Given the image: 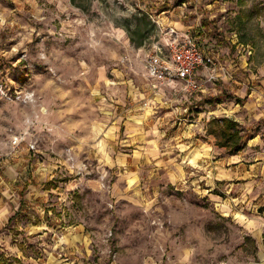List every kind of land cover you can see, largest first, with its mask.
I'll return each instance as SVG.
<instances>
[{
  "label": "rangeland",
  "instance_id": "obj_1",
  "mask_svg": "<svg viewBox=\"0 0 264 264\" xmlns=\"http://www.w3.org/2000/svg\"><path fill=\"white\" fill-rule=\"evenodd\" d=\"M168 26L232 77L193 95L154 83ZM232 79L264 105V0H0V149L35 154L23 211L0 213V264H264L242 222L260 190L218 181L213 136L190 162L200 141L183 144L190 119L235 117Z\"/></svg>",
  "mask_w": 264,
  "mask_h": 264
},
{
  "label": "crops",
  "instance_id": "obj_2",
  "mask_svg": "<svg viewBox=\"0 0 264 264\" xmlns=\"http://www.w3.org/2000/svg\"><path fill=\"white\" fill-rule=\"evenodd\" d=\"M176 27L181 29L185 28V25L182 22H177ZM228 79L229 78H225V81ZM209 83L214 82L205 83L200 92H206L207 85ZM229 84L230 87L227 88L231 89V91L236 97L247 98L246 101H243L242 105V110H246L247 113L240 112L237 114L239 107H241L239 102H237L236 106L238 105V107L232 109V114L235 116L233 119L238 121V123L250 133V136L247 139L245 147L242 150L234 153H229L225 147H219L216 143H213V145L215 144L219 148L227 150L224 156L219 157L213 163L217 164L215 165V168H219L222 170V172H219L220 179H218V181H225L226 179L233 180L234 182H236L237 180L243 181L244 188L246 190L251 189L254 192L258 189L260 190L261 193L258 194L259 198L255 197L254 199L252 198L250 200L246 193L245 207H247L248 209L251 208L252 210L256 209L257 207H261L263 212H259L257 216L247 217V219H244L242 222L243 225L247 228L250 236L256 240L257 246L259 247L258 254H264V124L260 125L261 130H257L255 132L252 131V129H248L245 127L247 125L249 126V124H251L252 122L264 123V105H262L261 102L258 103L254 101V93H247L246 90L242 87L237 88L238 84L240 85V83H238L236 79H232ZM165 86H167V88L172 91L175 89L176 85H174V83H171ZM216 91L220 92L218 90ZM132 115L133 114H131V116ZM137 117L138 116L135 114L133 116L134 120H136ZM127 119L128 121L126 123L124 120L120 123L123 126L128 123L129 125L131 124V127H128V125L126 126L128 128L127 131L129 133H132V131H134V129H136V127H139L140 125L137 126L136 124H134L133 119L131 120L130 116L127 117ZM202 119V117L190 119L191 123L187 124L183 128L182 135L188 137L186 140H183L185 141L183 142V144L187 143L188 141L191 143V141H193L191 140V138L196 139V141H200L199 144H196L195 147H193L189 151V154L187 156L188 162H190L191 158L197 154V151L198 154L201 155L202 151L205 149V140L202 141L200 140V138H197V134L207 137L208 141L211 140L210 136H213L215 140H217L213 134H210L208 132V127H205L203 125ZM118 127L119 126H116V128ZM156 130L161 133V130H159V128H156ZM206 133L209 136H207ZM192 136H194V138ZM127 140L129 141V139ZM206 145H208L209 147L211 146L210 143H206ZM187 148H190V146ZM33 155L35 154H31L30 152L25 150L18 154L15 153L9 156L10 158L5 157L3 162L1 163L0 213L3 216H6L7 214H10L13 209L15 210L14 213L8 217L7 224L9 223L10 217H12L13 215L16 217L19 213L23 211V207L25 206V200L22 197L17 202L18 206H15V200L17 198L16 196L19 195L20 191V187H18V185L22 182L25 184V186L30 187L31 179L28 178L27 172L24 176L23 173L19 171H21L23 168L25 169V171L30 170V166H33V164L30 163V161L33 160ZM195 160L198 163L200 160H202V157H196ZM253 194L255 195V193ZM253 194H251V197H253ZM4 197L7 198L6 201L4 200ZM240 208H244V206Z\"/></svg>",
  "mask_w": 264,
  "mask_h": 264
},
{
  "label": "built area",
  "instance_id": "obj_3",
  "mask_svg": "<svg viewBox=\"0 0 264 264\" xmlns=\"http://www.w3.org/2000/svg\"><path fill=\"white\" fill-rule=\"evenodd\" d=\"M165 35L163 42L155 44L146 57L147 75L154 83L168 85L177 82L179 92L193 95L201 91L205 83L232 77L229 68L214 54L201 48L188 32L168 26ZM21 140L15 137L12 145L18 146ZM30 148H33L32 144ZM5 156L0 149V166Z\"/></svg>",
  "mask_w": 264,
  "mask_h": 264
},
{
  "label": "trees",
  "instance_id": "obj_4",
  "mask_svg": "<svg viewBox=\"0 0 264 264\" xmlns=\"http://www.w3.org/2000/svg\"><path fill=\"white\" fill-rule=\"evenodd\" d=\"M145 18L147 16L143 14ZM151 27H154L153 23H149ZM140 31V28H136L135 32ZM237 102H242L243 99L236 97ZM208 132L213 134L217 142L216 144L219 147H225L229 153H234L242 150L247 142V139L250 136V133L242 127L238 121L234 120L233 118L224 116V117H214L209 121ZM15 219L13 215L9 219V223H11ZM8 223V224H9ZM7 264V263H3Z\"/></svg>",
  "mask_w": 264,
  "mask_h": 264
}]
</instances>
